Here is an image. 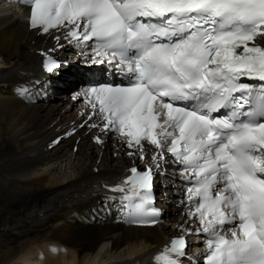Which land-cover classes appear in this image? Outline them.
I'll list each match as a JSON object with an SVG mask.
<instances>
[{
    "label": "snow or ice",
    "instance_id": "snow-or-ice-1",
    "mask_svg": "<svg viewBox=\"0 0 264 264\" xmlns=\"http://www.w3.org/2000/svg\"><path fill=\"white\" fill-rule=\"evenodd\" d=\"M26 3L30 28H68L92 48L93 63L119 70L121 83H97L85 93L90 119H99L92 127L140 146L142 160V142L154 145L157 167L165 153L182 166L189 215L202 226L190 234L210 237L205 264H264V45L257 43L264 40V0ZM60 66L55 59L44 65L49 73ZM130 173L105 187L124 193L135 212L154 215L147 207L152 168ZM186 247L183 236L175 238L156 260L181 264Z\"/></svg>",
    "mask_w": 264,
    "mask_h": 264
},
{
    "label": "bare ground",
    "instance_id": "bare-ground-1",
    "mask_svg": "<svg viewBox=\"0 0 264 264\" xmlns=\"http://www.w3.org/2000/svg\"><path fill=\"white\" fill-rule=\"evenodd\" d=\"M27 14L0 6V264H150L156 247L195 225L181 172L155 186L170 206L163 222H120L117 199L104 186L139 160L140 147L89 122L67 134L86 117L84 84L105 69L86 54L71 55L67 44L55 55L68 64L46 77L37 51L54 43L29 29Z\"/></svg>",
    "mask_w": 264,
    "mask_h": 264
},
{
    "label": "rangeland",
    "instance_id": "rangeland-1",
    "mask_svg": "<svg viewBox=\"0 0 264 264\" xmlns=\"http://www.w3.org/2000/svg\"><path fill=\"white\" fill-rule=\"evenodd\" d=\"M79 78H80V77H79ZM79 81H80V80H79ZM76 84H77V83H76ZM67 85H68V84H66V85L64 86V89H60V90H59V87L57 86V87H58V91H59L60 94L64 92V90H65V88L67 87ZM45 88H46V85L44 86V89H43V90H39V92L42 93L43 96L46 94V93H43V92L46 91ZM50 247L52 248L53 246L50 245ZM53 248H54V247H53ZM34 253H35V254H34ZM34 253L32 254V259H35L34 257H37V256L39 255L38 250H35ZM41 254L43 255V253H41ZM27 261H28V260H25L24 262H27Z\"/></svg>",
    "mask_w": 264,
    "mask_h": 264
}]
</instances>
